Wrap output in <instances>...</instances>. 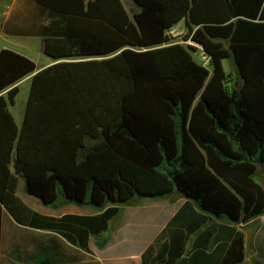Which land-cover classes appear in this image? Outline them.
<instances>
[{"label": "trees", "instance_id": "1", "mask_svg": "<svg viewBox=\"0 0 264 264\" xmlns=\"http://www.w3.org/2000/svg\"><path fill=\"white\" fill-rule=\"evenodd\" d=\"M34 1L51 14L43 52L56 63L36 72L0 51V236L6 212L86 250L121 206L176 192L186 200L141 264H242L235 225L264 214V0H132L135 12L121 0ZM180 22L207 66L197 47L172 42ZM31 74L18 127L9 106ZM20 179L44 206L99 213L40 215L17 196Z\"/></svg>", "mask_w": 264, "mask_h": 264}, {"label": "crops", "instance_id": "2", "mask_svg": "<svg viewBox=\"0 0 264 264\" xmlns=\"http://www.w3.org/2000/svg\"><path fill=\"white\" fill-rule=\"evenodd\" d=\"M0 2V10L2 4L9 6L7 14L0 17V51L7 49L29 58L35 63L36 72L55 64L56 61L43 52V36L47 34L44 29L50 24V12L34 0H1ZM175 27H185L184 22L178 23ZM32 76L33 74L26 76L16 86L23 82L30 85ZM14 106H9V111L16 125L20 127L24 112L20 111L19 118H16L12 112ZM16 193L26 206L43 216L60 218L64 215L94 216L99 213L89 206L80 207L74 204H70L76 207L72 210L63 205L44 206L24 192L23 179L19 180ZM142 200L140 199L135 205L121 206L118 214L111 221L119 219L126 208L134 211L143 210L140 203ZM149 200L157 203L159 210L152 213V210L156 208H147L150 211L148 214H151L148 215L147 220H144L145 227L141 225L135 213L128 221H125L123 217L116 225L108 226L106 236L104 234L102 237L91 236L86 250L69 243L53 231L19 225L5 212L1 218L0 264H38L44 260L50 262V255L52 264H141L140 257L143 252L153 243L186 198L174 192L167 198ZM130 224H134L136 229L141 225L144 229L142 232L137 229L136 232ZM219 224L232 225L225 217L222 219L212 217L209 222L211 226ZM235 227L244 233L245 259L242 264H264V214L249 222L239 223ZM140 236L144 240L139 251L127 250L129 246H134ZM195 239L196 235H193L187 249L191 248ZM110 243L115 244L116 249L118 246H126L127 251L124 250L123 253L118 254L115 250L116 253H113V249L109 250Z\"/></svg>", "mask_w": 264, "mask_h": 264}, {"label": "rangeland", "instance_id": "3", "mask_svg": "<svg viewBox=\"0 0 264 264\" xmlns=\"http://www.w3.org/2000/svg\"><path fill=\"white\" fill-rule=\"evenodd\" d=\"M123 5L125 6V8L129 11V12H135L136 11V7L134 5V3L132 2V0H121ZM169 37L172 39V42H180V43H183L185 45L187 44H190V45H193L195 47L198 48V51H196L194 53V58L199 61V62H203V60L201 59V54H202V51L201 49L196 45L194 44L193 42H190V41H187V42H183L182 41V37L186 34V28L185 27H174L172 28L170 31H169ZM205 66L208 65V63H204ZM223 65H224V69H225V72L226 74L230 75V85L233 86V87H236L237 84H238V80H237V70H236V67L232 61V59H227V60H224L223 61ZM19 93L15 99V106L14 108L12 109V112L14 114V116L16 118H19V112H24V108H25V104H26V101H27V97H28V94H29V88H30V85L29 83H20L19 86ZM255 180L264 188V173H262L260 171V169H258V172H257V175L255 176ZM174 198V197H173ZM176 199V198H174ZM139 201H137L138 203ZM154 201H150L148 198H143V200L140 202L142 203V208L143 210L141 211H134V210H130V208H126L122 214L120 215L119 219H115L113 221L110 222L109 226H114L116 225L123 217H124V220L125 221H128V219L130 220L132 218V216L136 215V218L139 220V222H141V225H143L145 227V225L143 224L144 223V220H147L148 218V214L150 211L147 210L148 207H154L156 209H153L152 210V213L153 212H157L159 209H157L158 207V204L157 203H153ZM158 202H161V201H158ZM151 204V205H149ZM64 207L72 210V209H75L76 207L74 205H70V204H67V205H63ZM138 222V224H139ZM133 226V228L135 229V231L137 232V229L139 230V232H142V230L144 229L143 227H141V225H139L137 227V229L135 228V225L134 224H130ZM108 234V231L104 233V235L106 236ZM143 237L140 236L139 239L136 240L134 246H129V248L127 249L126 246H118L117 249H116V245L115 244H109V250L110 249H113V253H123V251H127V250H131L132 252H138L139 251V247L143 241ZM91 246L94 247V244L91 243ZM113 247V248H112ZM127 249V250H126ZM116 250V252H115ZM49 259H50V262H52V256L50 255L49 256Z\"/></svg>", "mask_w": 264, "mask_h": 264}, {"label": "built area", "instance_id": "4", "mask_svg": "<svg viewBox=\"0 0 264 264\" xmlns=\"http://www.w3.org/2000/svg\"><path fill=\"white\" fill-rule=\"evenodd\" d=\"M8 8H9L8 5L2 4L1 10H0V17H4L7 14ZM201 59L203 60L204 63H208V57L205 56L203 52L201 54Z\"/></svg>", "mask_w": 264, "mask_h": 264}, {"label": "water", "instance_id": "5", "mask_svg": "<svg viewBox=\"0 0 264 264\" xmlns=\"http://www.w3.org/2000/svg\"><path fill=\"white\" fill-rule=\"evenodd\" d=\"M198 46V45H197ZM201 50H202V47L201 46H198ZM13 170H14V173L16 175H19L20 174V170H19V162L18 160H15L14 161V164H13Z\"/></svg>", "mask_w": 264, "mask_h": 264}]
</instances>
